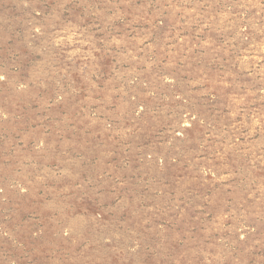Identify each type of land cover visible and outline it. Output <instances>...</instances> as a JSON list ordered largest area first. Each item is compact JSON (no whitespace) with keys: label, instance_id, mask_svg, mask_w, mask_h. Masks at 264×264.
Here are the masks:
<instances>
[{"label":"rangeland","instance_id":"1","mask_svg":"<svg viewBox=\"0 0 264 264\" xmlns=\"http://www.w3.org/2000/svg\"><path fill=\"white\" fill-rule=\"evenodd\" d=\"M0 264H264V0H0Z\"/></svg>","mask_w":264,"mask_h":264}]
</instances>
